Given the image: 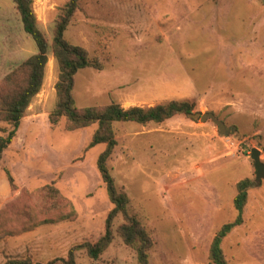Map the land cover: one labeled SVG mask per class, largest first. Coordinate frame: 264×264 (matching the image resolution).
<instances>
[{"label":"rangeland","instance_id":"obj_1","mask_svg":"<svg viewBox=\"0 0 264 264\" xmlns=\"http://www.w3.org/2000/svg\"><path fill=\"white\" fill-rule=\"evenodd\" d=\"M69 1L34 0L50 45ZM65 38L103 65L77 74L78 109L189 102L230 130L220 135L212 120L186 115L114 125L119 144L108 168L153 237L150 264H213L216 235L240 216L234 201L244 180L253 185L243 224L222 250L228 264H264V180L256 182L251 159L257 148L264 163V0H82ZM37 53L13 1L0 0V84ZM58 78L50 50L42 91L0 163V264L67 259L104 236L113 209L98 171L105 146L87 151L98 125L68 132L66 119L50 124ZM0 127V138L12 130ZM53 183L72 203V220L45 222L56 216L38 210L33 194ZM123 224L119 216L113 243L98 260L76 250L77 264H138L117 233Z\"/></svg>","mask_w":264,"mask_h":264},{"label":"trees","instance_id":"obj_2","mask_svg":"<svg viewBox=\"0 0 264 264\" xmlns=\"http://www.w3.org/2000/svg\"><path fill=\"white\" fill-rule=\"evenodd\" d=\"M12 1L21 18L25 33L35 41L38 53L26 60L0 84V123L12 126V130L5 137L0 138V163L5 152L12 145L27 110L42 91L50 50L59 70L56 85L57 101L55 109L49 116L50 124L57 126L62 119H66L65 129L68 132L98 125L87 151L99 145L105 146L104 152L98 159V171L113 205L106 220L105 234L95 244H85L71 250L67 259H58L48 264H77L75 251L82 249L86 250L92 260H98L113 243L114 222L119 216L124 218V224L119 227L118 235L125 245L136 253L138 264H150L149 254L154 247L153 237L143 226L140 218L130 213V197L125 190L117 187L116 180L108 168V162L119 144L114 125L116 123L162 124L179 115L189 116L200 112H195L194 104L180 101H171L150 108L125 109L117 103H112L107 107L78 109L73 95L77 74L89 68L103 70V65L98 60H91L85 48L73 45L65 38V33L82 0H70L62 8L55 25L52 45L38 26L34 0ZM8 178L14 188L13 177L8 175ZM252 185L250 180H244L237 185L238 195L234 205L240 216L236 222L224 225L216 235L210 253L213 264H228L222 243L236 227L243 224L242 214ZM33 196L40 212L56 216L54 219H46L45 222L68 221L76 217L72 203L62 195L54 183L37 190ZM5 264H33V262L30 259H12Z\"/></svg>","mask_w":264,"mask_h":264},{"label":"water","instance_id":"obj_3","mask_svg":"<svg viewBox=\"0 0 264 264\" xmlns=\"http://www.w3.org/2000/svg\"><path fill=\"white\" fill-rule=\"evenodd\" d=\"M189 117L193 120L200 119L203 122H206L207 120H212L219 127L220 135L227 136L230 133V130L227 125L220 121L213 113H194L190 114ZM251 159L254 161V167L256 170V182L258 184H261L264 180V163L261 161V151L257 148H254L251 153Z\"/></svg>","mask_w":264,"mask_h":264}]
</instances>
